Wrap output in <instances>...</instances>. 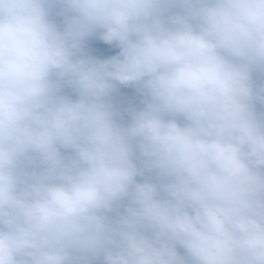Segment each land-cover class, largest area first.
<instances>
[{"label": "clouds", "instance_id": "clouds-1", "mask_svg": "<svg viewBox=\"0 0 264 264\" xmlns=\"http://www.w3.org/2000/svg\"><path fill=\"white\" fill-rule=\"evenodd\" d=\"M0 264H264V0H0Z\"/></svg>", "mask_w": 264, "mask_h": 264}, {"label": "trees", "instance_id": "trees-1", "mask_svg": "<svg viewBox=\"0 0 264 264\" xmlns=\"http://www.w3.org/2000/svg\"><path fill=\"white\" fill-rule=\"evenodd\" d=\"M104 47H107V46H104ZM115 51H118V50H113V54L115 53ZM125 98L134 99V94L131 92V90H125Z\"/></svg>", "mask_w": 264, "mask_h": 264}]
</instances>
